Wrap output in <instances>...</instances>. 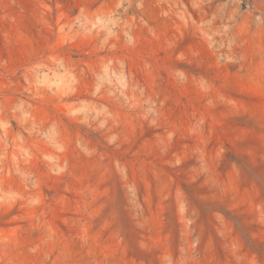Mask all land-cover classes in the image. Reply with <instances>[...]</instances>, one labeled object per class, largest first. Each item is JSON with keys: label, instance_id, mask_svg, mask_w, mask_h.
Wrapping results in <instances>:
<instances>
[{"label": "rangeland", "instance_id": "rangeland-1", "mask_svg": "<svg viewBox=\"0 0 264 264\" xmlns=\"http://www.w3.org/2000/svg\"><path fill=\"white\" fill-rule=\"evenodd\" d=\"M0 264H264V0H0Z\"/></svg>", "mask_w": 264, "mask_h": 264}]
</instances>
